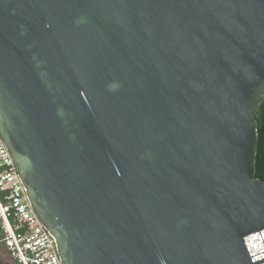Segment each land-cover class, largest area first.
<instances>
[{"label": "water", "instance_id": "95a60500", "mask_svg": "<svg viewBox=\"0 0 264 264\" xmlns=\"http://www.w3.org/2000/svg\"><path fill=\"white\" fill-rule=\"evenodd\" d=\"M263 100L264 0H0V136L62 264H263Z\"/></svg>", "mask_w": 264, "mask_h": 264}, {"label": "built area", "instance_id": "2783aa9c", "mask_svg": "<svg viewBox=\"0 0 264 264\" xmlns=\"http://www.w3.org/2000/svg\"><path fill=\"white\" fill-rule=\"evenodd\" d=\"M0 225V246L5 244L10 257L19 264H62L56 240L32 209L18 169L1 136ZM245 243L252 262L264 258V230L248 235Z\"/></svg>", "mask_w": 264, "mask_h": 264}, {"label": "trees", "instance_id": "16d2710c", "mask_svg": "<svg viewBox=\"0 0 264 264\" xmlns=\"http://www.w3.org/2000/svg\"><path fill=\"white\" fill-rule=\"evenodd\" d=\"M258 120H257V132H258V142H257V155H256V172L255 178L264 181V100L258 110ZM2 240V232L0 225V241Z\"/></svg>", "mask_w": 264, "mask_h": 264}, {"label": "rangeland", "instance_id": "374dc122", "mask_svg": "<svg viewBox=\"0 0 264 264\" xmlns=\"http://www.w3.org/2000/svg\"><path fill=\"white\" fill-rule=\"evenodd\" d=\"M0 250H1V259H2V264H19L17 262V260H13L10 255L8 254V252L5 249V244H1L0 246Z\"/></svg>", "mask_w": 264, "mask_h": 264}, {"label": "flooded vegetation", "instance_id": "af4514ba", "mask_svg": "<svg viewBox=\"0 0 264 264\" xmlns=\"http://www.w3.org/2000/svg\"><path fill=\"white\" fill-rule=\"evenodd\" d=\"M1 255H2V253H1V250H0V264H2V259H1Z\"/></svg>", "mask_w": 264, "mask_h": 264}]
</instances>
